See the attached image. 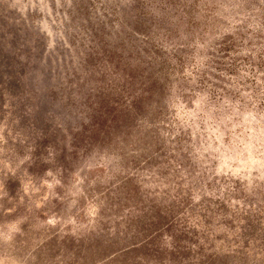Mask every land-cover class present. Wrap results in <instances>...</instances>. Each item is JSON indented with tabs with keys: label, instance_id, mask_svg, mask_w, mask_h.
Masks as SVG:
<instances>
[{
	"label": "rangeland",
	"instance_id": "1",
	"mask_svg": "<svg viewBox=\"0 0 264 264\" xmlns=\"http://www.w3.org/2000/svg\"><path fill=\"white\" fill-rule=\"evenodd\" d=\"M0 264H264V0H0Z\"/></svg>",
	"mask_w": 264,
	"mask_h": 264
}]
</instances>
